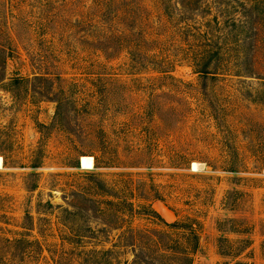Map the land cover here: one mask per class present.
Listing matches in <instances>:
<instances>
[{
	"label": "rangeland",
	"instance_id": "obj_1",
	"mask_svg": "<svg viewBox=\"0 0 264 264\" xmlns=\"http://www.w3.org/2000/svg\"><path fill=\"white\" fill-rule=\"evenodd\" d=\"M178 2L0 0L2 83L25 80L12 95L0 87V232L36 241L33 264L73 248L62 238L79 221L64 210H91L74 193L93 188L92 172L165 223L196 219L192 264H264V51L259 76H198L186 58L195 42L163 12L178 20ZM203 21L194 12L190 25ZM90 210L83 223L100 227Z\"/></svg>",
	"mask_w": 264,
	"mask_h": 264
},
{
	"label": "trees",
	"instance_id": "obj_2",
	"mask_svg": "<svg viewBox=\"0 0 264 264\" xmlns=\"http://www.w3.org/2000/svg\"><path fill=\"white\" fill-rule=\"evenodd\" d=\"M177 4L178 20L171 18L167 4L163 5V12L169 18V23L174 24L179 37L184 36L195 42L186 55L195 74L213 79L228 73L234 76H259L255 69V56L261 48L264 51V0H179ZM194 12L204 20L200 24L202 29L190 25ZM0 64V87L12 95L14 90L23 87L25 80L14 78L2 83L5 57H2ZM59 114L60 103L57 102L54 117ZM54 124L39 126L44 131ZM1 158L5 166L4 158ZM93 160V169H96L97 164ZM74 167L78 168V164ZM90 176L94 180L93 188L74 193V196L83 203L91 204L93 215L101 221V226L92 229L83 223V212L90 210L87 207L73 212L64 210L79 222L75 223V231L62 238V242L73 248L68 253L61 252L51 258L55 264H192L199 241L200 224L196 219L185 217L165 223L149 206L134 205L130 198L133 197L131 191H122L119 186L106 187L98 173L92 172ZM91 194L96 197H90ZM99 196L105 198L99 199ZM138 218L157 219L163 229L132 226V222ZM110 231L117 233L115 240L109 242ZM19 235V238H8L0 232V264H33L36 261L39 245L26 239L25 234ZM89 242L94 246L102 242L109 244V247L88 249ZM125 251L131 258L120 261L119 255ZM232 264L250 263L235 261Z\"/></svg>",
	"mask_w": 264,
	"mask_h": 264
},
{
	"label": "bare ground",
	"instance_id": "obj_3",
	"mask_svg": "<svg viewBox=\"0 0 264 264\" xmlns=\"http://www.w3.org/2000/svg\"><path fill=\"white\" fill-rule=\"evenodd\" d=\"M80 167L82 170H91L93 169V160L92 158L88 157H81L80 158ZM2 168V160L0 158V169ZM193 170L197 169V166L195 163L192 164Z\"/></svg>",
	"mask_w": 264,
	"mask_h": 264
}]
</instances>
